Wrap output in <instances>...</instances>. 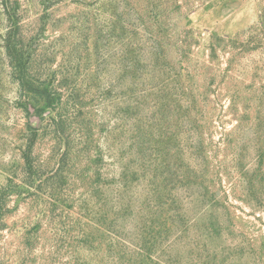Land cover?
<instances>
[{"label": "rangeland", "instance_id": "1", "mask_svg": "<svg viewBox=\"0 0 264 264\" xmlns=\"http://www.w3.org/2000/svg\"><path fill=\"white\" fill-rule=\"evenodd\" d=\"M0 264H264V0H0Z\"/></svg>", "mask_w": 264, "mask_h": 264}, {"label": "trees", "instance_id": "2", "mask_svg": "<svg viewBox=\"0 0 264 264\" xmlns=\"http://www.w3.org/2000/svg\"><path fill=\"white\" fill-rule=\"evenodd\" d=\"M36 91V90H35ZM37 93L40 95V96H43L45 94V92L43 90H38Z\"/></svg>", "mask_w": 264, "mask_h": 264}]
</instances>
